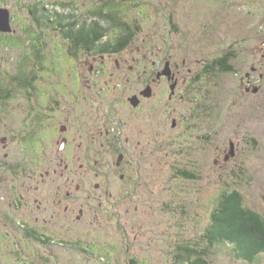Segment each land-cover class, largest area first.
Instances as JSON below:
<instances>
[{
  "label": "rangeland",
  "instance_id": "obj_1",
  "mask_svg": "<svg viewBox=\"0 0 264 264\" xmlns=\"http://www.w3.org/2000/svg\"><path fill=\"white\" fill-rule=\"evenodd\" d=\"M44 3L49 7H43ZM108 4L113 5L119 19L115 14L109 18L93 14L98 7L107 8ZM34 6L39 7L37 22L32 14ZM0 7L9 8L12 26L10 32H0V91L16 96V101L9 104L12 106L4 111V118L0 120V134L6 141H9V129H18L20 119L16 115L26 111L20 107H25L28 100L36 101L33 93L39 96L38 100H55L62 99V94L53 92L52 98L48 94L66 80L73 82L89 77L140 80L151 77L154 70L165 64L167 67V60L172 65L180 64L181 81L176 88L179 95H186L179 99L180 110L176 114L193 116L194 101L202 102L210 110L209 143L202 145L191 138L186 139V146L183 140L180 146L173 144L168 129L174 112H170L168 95L172 94L171 87L175 88L178 83L172 81L170 87L169 82H162V92L159 87L157 96L144 110L150 113L149 131L160 132L157 146L152 144L153 148L147 150L150 154L147 180L142 184L137 182L133 188L127 187L130 189L127 198L136 194L126 199L129 204L121 203L119 207L117 203L114 217L108 221L104 216L103 222L95 216L85 215L82 219L74 216L71 222L77 225L76 234L70 237L84 235L92 223L91 228H103L101 233L127 238L133 246L132 254L139 252L147 264H181L175 261L176 250H173L180 242L184 245L195 242L192 247L210 248L211 264H264V253L248 260L238 255L231 241L223 239L212 246L204 239V232L211 223V211L224 191L238 190L245 207L264 218V0H0ZM46 8L74 12L84 21L95 17L102 25H107L108 32L120 27L140 33L126 51L118 55L123 66L117 68L118 56L113 54L101 56L95 52L78 57L70 52L69 42L58 34L55 18L51 27L47 20L52 15L41 16ZM228 52L232 53L231 69L225 72L202 70L203 65ZM91 64L96 65L94 76ZM104 71L113 73L106 76ZM196 72L200 76L198 83L194 82ZM249 73L254 76L253 80L262 75L256 82L261 85L260 90L254 87L251 92L246 91L245 87L250 85ZM196 96L200 99H195ZM155 109L156 113H151ZM30 144L40 147L41 139L37 136ZM50 152L61 155V149L52 148ZM26 153L0 141V158L7 156L17 161ZM193 161L203 163V174L212 172L211 181L202 179L195 183L179 176V171ZM7 174H12L11 170L0 169V175ZM108 177L115 191L124 189L123 180ZM93 179L100 180L102 176L92 178L89 187L93 186ZM113 223L130 225L122 227ZM105 224V229L100 226ZM94 246L91 249L102 256L105 264H116L112 261L117 254L113 248ZM62 254L71 264H77L76 255L82 253Z\"/></svg>",
  "mask_w": 264,
  "mask_h": 264
},
{
  "label": "flooded vegetation",
  "instance_id": "obj_2",
  "mask_svg": "<svg viewBox=\"0 0 264 264\" xmlns=\"http://www.w3.org/2000/svg\"><path fill=\"white\" fill-rule=\"evenodd\" d=\"M48 5L44 3L43 7ZM33 8L34 22H37L40 15L39 7ZM107 8L105 5L102 9L98 7L93 14L108 18L115 14L119 19L113 5ZM46 10L41 16L52 15L48 22L51 27L54 26L52 21L55 18L58 34L69 42L70 52L78 57L95 52L102 54L101 56L104 54L118 56L126 51L140 33L129 27V29L123 27L124 30L118 27L119 29L113 32L107 31L103 34L102 41H92L102 32L98 30L83 32L81 28L84 25L88 28L95 26L98 22L95 17L84 21L74 12L64 13L53 8ZM60 20L63 23H60ZM73 22L79 27L76 31V34L79 33L77 44L66 37L68 32L66 27ZM106 23L110 24L109 20H106ZM105 27L107 30V25ZM85 38L89 41H85ZM104 44L108 49H102ZM231 55L232 53L228 52L215 58L203 65L202 70L225 72L224 65L218 63V60ZM167 61L170 65L166 67L165 64V67L154 70L151 77L140 80L111 77L79 78L73 82L66 80L58 84L56 91L48 94L52 98L54 94L51 93L58 92L62 94V99L57 97L55 100L50 98L46 101L38 100L39 96L33 93L36 101L28 100L25 107H20L26 111L16 115L20 119L18 129H9V141L0 134L1 143L7 142L10 148L27 151L26 155L17 161L7 156L0 158V169L6 168L12 172L0 175V264H71L67 261L65 253H62L72 251L82 253L80 256L76 255L77 264L79 262L105 264L102 256L91 249L95 244L113 248L117 254L116 257H112V261L116 264H147L139 252L136 255L132 254L133 246L129 244L127 238L110 232L101 233L103 228H91L92 223L85 229L84 235L70 237L76 234L77 228L71 219L74 216L82 219L89 215L98 217L102 222L103 216L107 221L110 220L114 217L117 203L119 207L121 203L129 204V198L136 194L134 192L127 198L130 191L127 187L133 188L137 182L142 184L147 180L146 174L149 172L147 156L150 155L147 150L153 148L150 147L152 144L157 146L160 132L149 131L150 113L144 110L157 96L158 88L163 89L162 82H169V85L172 81L176 82L178 83L176 88L180 86L181 81L180 64L175 62L172 65L170 60ZM81 63H84L83 58L79 64L82 68L84 64ZM115 64L117 68L123 66L119 56ZM95 68L96 65L91 64L92 76L95 75ZM129 68L132 69L133 66L130 65ZM112 73L104 71L106 76ZM202 75L204 76L203 73ZM194 77H196L194 82L198 83L199 73L196 72ZM247 77L250 85L245 87L246 91L251 92L254 87L260 90L261 85L256 82L262 75L259 74L258 80H253L254 76L251 77L250 73ZM48 87L56 88L53 85ZM175 88L171 87L172 94L168 95L171 102L170 112H174L170 119L171 128L168 129L172 143L180 146L183 140L186 146V139L192 138L206 145L212 133L210 110L206 105H202V102L194 101L195 104L191 107L193 116L189 113L187 117H179L176 114V111L180 110L178 101L186 95H179L178 89ZM0 97L2 120L4 111L12 106L9 104L16 101V96L2 92ZM194 98L200 99L199 96ZM151 113H156V109ZM37 136L41 139L42 145L34 148L30 146V141L35 140ZM52 148L57 151L61 149V155H53L50 152ZM203 167L205 166L201 162H190L179 171V176L195 183L202 179L211 181L212 172L209 170L206 175L203 174ZM110 175L123 180V190L113 189L111 179L108 177ZM101 176L100 180L93 179V186L89 187L92 178ZM106 178L110 180L106 181ZM136 189L138 192L142 191L140 188ZM107 224L112 225L111 222ZM113 224H120L122 227L130 225ZM100 226L105 229L106 224ZM92 230L94 233H89ZM182 245L183 242H180L173 246V250H176V262L179 261Z\"/></svg>",
  "mask_w": 264,
  "mask_h": 264
},
{
  "label": "trees",
  "instance_id": "obj_3",
  "mask_svg": "<svg viewBox=\"0 0 264 264\" xmlns=\"http://www.w3.org/2000/svg\"><path fill=\"white\" fill-rule=\"evenodd\" d=\"M60 23L63 22L60 20ZM78 28V24L74 22L66 27V31H68L66 37L72 39V43L75 41V44L79 40V33L76 34ZM81 29L83 32L86 30L102 32L92 41H102L104 38L102 35L107 32L106 27L100 22H97L95 26L92 25L91 28L84 25ZM69 32L72 33L68 35ZM88 39L85 38V41H89ZM95 44L96 42H94ZM103 47L104 50L108 49L106 44ZM229 60V56L223 57L218 60V63H222L223 69L227 71L232 68L229 65ZM1 94L2 91H0ZM204 239L208 245L212 246L215 244L214 242L223 239L231 241V243H235V250L238 251L241 258L253 260L259 253H264V218L261 214L245 207L243 196L238 190L224 191L220 195L217 205L211 211V223L204 232ZM194 245L195 242L192 245L183 244L177 262L181 264H211L208 259L210 248L206 246L192 247Z\"/></svg>",
  "mask_w": 264,
  "mask_h": 264
},
{
  "label": "water",
  "instance_id": "obj_4",
  "mask_svg": "<svg viewBox=\"0 0 264 264\" xmlns=\"http://www.w3.org/2000/svg\"><path fill=\"white\" fill-rule=\"evenodd\" d=\"M11 12L7 7H0V32H10L12 26L10 23ZM169 73V71L166 70ZM173 88V87H172ZM148 94L150 91L148 90Z\"/></svg>",
  "mask_w": 264,
  "mask_h": 264
},
{
  "label": "bare ground",
  "instance_id": "obj_5",
  "mask_svg": "<svg viewBox=\"0 0 264 264\" xmlns=\"http://www.w3.org/2000/svg\"><path fill=\"white\" fill-rule=\"evenodd\" d=\"M8 34V33H7Z\"/></svg>",
  "mask_w": 264,
  "mask_h": 264
}]
</instances>
